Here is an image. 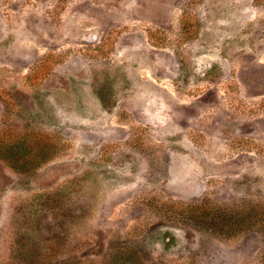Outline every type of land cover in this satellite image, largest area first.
Returning <instances> with one entry per match:
<instances>
[{
    "label": "rangeland",
    "instance_id": "obj_1",
    "mask_svg": "<svg viewBox=\"0 0 264 264\" xmlns=\"http://www.w3.org/2000/svg\"><path fill=\"white\" fill-rule=\"evenodd\" d=\"M0 264H264V0H0Z\"/></svg>",
    "mask_w": 264,
    "mask_h": 264
},
{
    "label": "trees",
    "instance_id": "obj_2",
    "mask_svg": "<svg viewBox=\"0 0 264 264\" xmlns=\"http://www.w3.org/2000/svg\"><path fill=\"white\" fill-rule=\"evenodd\" d=\"M21 152H23V151L21 150ZM9 158H11V156Z\"/></svg>",
    "mask_w": 264,
    "mask_h": 264
}]
</instances>
